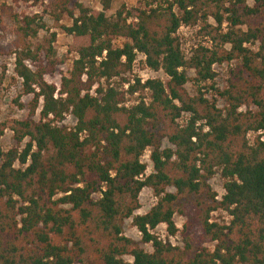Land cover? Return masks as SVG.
<instances>
[{
	"label": "trees",
	"instance_id": "16d2710c",
	"mask_svg": "<svg viewBox=\"0 0 264 264\" xmlns=\"http://www.w3.org/2000/svg\"><path fill=\"white\" fill-rule=\"evenodd\" d=\"M144 1L145 9L124 5L110 17L78 0H13L45 6L57 22L70 18L78 59L57 88L44 80L55 68L36 74L30 50L16 55L36 98L28 119L0 128V138L9 129L17 142L7 152L0 145V264H264V0ZM16 23L24 39L45 28L39 15ZM199 25L210 45L188 57L179 32ZM139 55L169 82L126 78ZM190 82L205 86L191 95ZM146 92L148 100L128 104ZM67 115L74 127L62 124ZM218 174L220 199L209 190ZM145 189L157 202L136 216ZM203 193L211 203L199 202V224L213 251L175 221L181 199ZM217 211L230 222H213ZM130 219L152 253L124 235ZM161 225L184 247L159 238Z\"/></svg>",
	"mask_w": 264,
	"mask_h": 264
},
{
	"label": "rangeland",
	"instance_id": "374dc122",
	"mask_svg": "<svg viewBox=\"0 0 264 264\" xmlns=\"http://www.w3.org/2000/svg\"><path fill=\"white\" fill-rule=\"evenodd\" d=\"M86 7L99 12H106L110 17L116 15L117 11L124 5L127 8L145 9L146 4L144 0H78ZM255 0H249L250 5H253ZM108 5V8H106ZM47 7L36 6L33 3L21 2L20 5L14 4L13 0H0V128L6 122L11 120L23 121L30 117L35 106V95L27 94L24 89V82L18 77L16 73V55L25 50H30L32 60L27 61V66L36 74L41 70L47 69L55 71L51 74L45 75L44 80L49 85H55L60 88L62 80L65 77H70L74 62L78 59L75 51V40L73 36L69 35L66 28L72 24L70 18L65 17L63 21L57 22L50 13H45ZM35 16L42 17V23L45 28L42 29L36 38L24 39L18 34L16 18L21 16ZM213 24V21L211 22ZM202 25L197 27H183L180 32V38L183 43L185 54L190 57L199 45L209 46L208 39L205 38L202 32ZM119 41L118 44H121ZM28 52V51H26ZM146 58L139 55L134 66L133 72L126 78L130 80L141 79L146 82L150 79H161L165 84L169 82V78L163 72H154L146 66ZM228 66L222 65L216 67L218 77L216 79L217 86L223 87L227 80ZM191 78H194V73L188 71ZM120 83V81H117ZM205 85L198 86L194 82L188 85V91L191 95L199 94L200 88ZM34 88L39 92L38 85ZM96 88H94L95 90ZM123 90L127 91L128 86ZM210 93L207 90L202 91ZM148 100L149 94L138 93L133 96H127L128 104H135L141 98ZM43 101L40 100L39 107L36 112L35 120H40L41 108ZM67 127H74L75 119L67 115L62 122ZM254 134L249 138L253 140ZM264 138V136H263ZM0 145L7 152L17 146L14 139V133L7 129L4 135L0 138ZM24 144L21 146L23 147ZM163 147H168L166 142ZM152 150H148L143 162L147 165V175L153 173V163L151 160ZM211 192L217 195L220 199L224 195V182L220 175H216L209 181ZM208 192V191H206ZM156 197L151 189H145L140 197L141 209L136 212V216L147 214L156 204ZM199 202H205L210 205V196L203 193L198 197L183 198L178 204V213L175 217L177 227L182 232L185 226H190L193 240L198 247L203 246L210 250H214L215 243L206 238L203 230L199 224V214L201 215ZM231 220L228 213L217 211L212 214L213 222H220L222 224L229 223ZM124 235L132 239L134 242L141 245L146 251L152 253L154 251L151 244H144L143 237L136 227L133 226V220H127L124 225ZM155 234L163 241L170 242L174 245L184 247V237L181 235L173 237L167 231L166 225H161L155 230ZM129 260V259H128ZM130 261V260H129Z\"/></svg>",
	"mask_w": 264,
	"mask_h": 264
}]
</instances>
